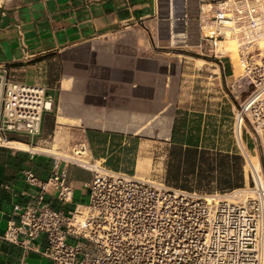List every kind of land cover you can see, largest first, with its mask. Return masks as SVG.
I'll return each instance as SVG.
<instances>
[{"label":"crops","instance_id":"crops-1","mask_svg":"<svg viewBox=\"0 0 264 264\" xmlns=\"http://www.w3.org/2000/svg\"><path fill=\"white\" fill-rule=\"evenodd\" d=\"M201 4L202 0H0V64L44 86L56 99L35 147H52L58 133L65 146L81 137L94 159L108 168L170 182L173 131L183 123L178 118L206 115V96L200 95L206 72L214 65L225 71L222 61L207 62L197 46ZM151 132L156 135L145 134ZM9 142L28 147L29 140L13 136ZM159 144L167 147L161 160L154 152ZM52 168L50 157L0 147V264L50 262L1 236L17 218L15 206L34 202L36 190L27 184L24 172L47 179ZM62 168L75 193L74 204L66 208L87 204L84 184L91 174L71 165ZM46 201L61 206L49 196ZM43 242L44 237L36 241Z\"/></svg>","mask_w":264,"mask_h":264},{"label":"built area","instance_id":"built-area-1","mask_svg":"<svg viewBox=\"0 0 264 264\" xmlns=\"http://www.w3.org/2000/svg\"><path fill=\"white\" fill-rule=\"evenodd\" d=\"M263 21L255 0H202L197 46L214 51L229 38L249 40ZM259 86L245 105V116L237 117L234 136L245 151L242 126L256 135L261 170L252 164L251 182L232 191H188L112 170L94 159L86 140L73 144L68 154L37 150L44 117L54 111L56 99L44 86L29 84L0 64V147L13 136H25L28 152L50 157L53 165L47 179L24 172L36 190L34 202L15 206L17 218L1 238L52 264H264V81ZM69 165L91 174L84 184L88 203L71 210L66 207L74 204V189L60 170ZM48 196L61 206L53 207ZM40 237L41 245L36 243Z\"/></svg>","mask_w":264,"mask_h":264},{"label":"rangeland","instance_id":"rangeland-1","mask_svg":"<svg viewBox=\"0 0 264 264\" xmlns=\"http://www.w3.org/2000/svg\"><path fill=\"white\" fill-rule=\"evenodd\" d=\"M256 2L264 13V0H255ZM206 10H209V7H206ZM261 28H264V21ZM255 39H237V41L229 38L219 43L217 48L213 49L214 51H210L211 49L208 47V50L203 52L205 60L209 63L222 61L225 66V71H219L217 66L214 65L206 72L205 83L201 87L200 92L201 96H206V115L202 114L200 117L182 116L178 118L180 122L190 123V129L186 128L182 132L179 129L180 124L177 125V130L180 132L179 135L181 137L190 134L195 137L198 136L202 147L201 151L204 153L203 160L199 166H196L195 171L190 173L192 167L187 166L185 173L189 175V179L186 180L187 182L181 181L180 185H187V187L205 191H220L228 187V184H240L244 187L251 182L249 157L251 163L258 170H261L257 156H262V149L256 144V135L253 134V136H250L246 134L245 128L242 126L244 131L243 141L246 147L245 151L238 146L234 136L237 117L239 121L240 114L245 116V105L247 101L260 88L259 82L264 81V75L262 73L264 47L261 45L258 36ZM229 44H235L237 51L224 53L219 50ZM215 53L217 57H215ZM213 69H216V72ZM247 73H249L248 76H246ZM198 124L199 130L197 128ZM245 124L249 127L247 118ZM145 134L156 135V132ZM79 141H83V139L78 137L74 143L65 146L63 135L58 133L52 147L45 149L39 148L37 150H50L51 153L68 154L73 144ZM144 150L152 151L150 147H146ZM154 152H156L158 159L161 160L167 152V147L159 144ZM156 169L159 170L158 164H156ZM138 176L146 177L140 174ZM87 199L88 197L83 200L87 201ZM43 264L52 263L45 262Z\"/></svg>","mask_w":264,"mask_h":264},{"label":"trees","instance_id":"trees-1","mask_svg":"<svg viewBox=\"0 0 264 264\" xmlns=\"http://www.w3.org/2000/svg\"><path fill=\"white\" fill-rule=\"evenodd\" d=\"M186 128L190 129V124H188L187 122H183L179 128L180 132H182ZM197 128L199 130V124ZM180 132L177 130V127L174 128L168 165L170 182L166 183L170 186L188 191L214 192L187 187V185H180L181 181L187 182L186 180L189 179V175H186L185 173L187 171V166L189 165V167H192V169H190V173H192L193 171H195L196 166L200 165V162L204 157V153L203 151H201L202 147L200 146L199 137H195L192 134L184 135L183 137H181V135H179ZM241 187L242 186L240 184H228V187L221 189L219 192L224 193Z\"/></svg>","mask_w":264,"mask_h":264},{"label":"bare ground","instance_id":"bare-ground-1","mask_svg":"<svg viewBox=\"0 0 264 264\" xmlns=\"http://www.w3.org/2000/svg\"><path fill=\"white\" fill-rule=\"evenodd\" d=\"M257 3V2H256ZM260 32V33H259ZM260 35V36H259ZM260 38V41H261V45H263L264 47V28H261L258 29L255 34H254V37L253 38H250L249 40H256L255 37ZM230 39H234V40H237L236 38H230ZM238 41V40H237ZM264 49V48H263ZM221 52H236L237 51V47L235 44H229V45H226L222 48L219 49ZM4 146L5 147H11V148H14V149H21V150H29V148L26 146V145H23V144H20V143H16V142H6L4 143ZM257 159H258V163H259V166H260V169H261V163H260V160H259V157L257 156ZM249 163L250 165H252L253 163H251V159L249 157ZM254 165V164H253ZM138 175V174H137ZM141 177V176H139Z\"/></svg>","mask_w":264,"mask_h":264}]
</instances>
